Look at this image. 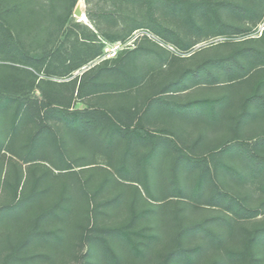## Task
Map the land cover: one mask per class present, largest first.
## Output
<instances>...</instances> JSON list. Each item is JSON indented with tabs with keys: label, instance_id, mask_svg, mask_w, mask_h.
I'll list each match as a JSON object with an SVG mask.
<instances>
[{
	"label": "trees",
	"instance_id": "trees-1",
	"mask_svg": "<svg viewBox=\"0 0 264 264\" xmlns=\"http://www.w3.org/2000/svg\"><path fill=\"white\" fill-rule=\"evenodd\" d=\"M77 1L0 0V111L13 105L8 141L6 145L0 141V149H6L24 163L42 162L43 176L49 179L43 189L38 188L35 180L14 201L0 207V264H34V260L47 258V253H32L31 245H58L63 241V234L42 224L67 219L75 209L80 218L79 240L102 247L104 264H117L109 237L125 241L137 250L133 236L143 233L131 228L132 222L97 226L96 213L102 205L97 201L98 196L112 183L141 184L149 194L150 170L160 177L159 182L170 184L166 192L169 197L198 200L204 191V204L223 211V214L205 215L204 219L188 225L183 224L186 216L177 214L184 228L178 229L177 245L160 264L174 261L193 264L191 252L198 248L184 247L182 241L202 232L206 242L219 245L240 224L229 215H238L240 219L259 215V207L247 208L218 187L216 177L224 174L238 180L250 176L264 178V133L242 131L240 124L232 123L226 126L225 141H216L222 134L204 135V143L194 137L191 146L183 147L172 137L145 130L144 112L155 103L167 105L164 97L201 86L211 89L246 77L255 68H263L264 29L259 36L249 35L252 30L249 23L256 25L262 19L264 0H252L250 5L235 0H84L88 6L86 15L95 24L96 31L79 21L69 25ZM109 3L110 9L105 10L103 5ZM142 5L146 6L145 13L139 10ZM218 5L230 6L231 12L240 15L244 23L218 21ZM163 6L176 15H183L184 25L198 34V39L188 40L186 35L164 31L152 16L154 8ZM95 9L100 11L99 18L109 22L113 29L100 26L93 13ZM197 18L204 23H198ZM140 28H151L160 40L188 55L172 52L141 36L133 48L87 67L102 52L98 35L121 43ZM222 34L233 37L240 34L241 39L192 50L200 41ZM139 49L143 51V62L136 58L129 60L128 56ZM209 49L211 52L193 60L196 54ZM171 65L175 66L173 70L160 72ZM83 69L80 74H74ZM156 73L155 80L151 79ZM255 87V93L243 99L241 113H251L252 104L264 100V91L260 93L259 86ZM36 91L40 98L35 95ZM76 101H88L87 106L77 108ZM175 107L177 112H184L182 104ZM28 123L33 129L22 140L19 138L21 126ZM19 140L23 143L17 144ZM230 145L235 148L228 151ZM201 147H204V156L196 153ZM234 160L243 165V170L228 164ZM86 168H92L91 177L102 171V180L94 186L88 180H78ZM193 171L197 175L187 193L180 185V173ZM165 174L169 175L168 179L163 177ZM260 187L264 190V180ZM135 189L138 192V187ZM185 205L194 207L190 203ZM222 225L227 226L225 233L218 229ZM243 235L241 248L226 250V260L214 264H264V224Z\"/></svg>",
	"mask_w": 264,
	"mask_h": 264
},
{
	"label": "rangeland",
	"instance_id": "rangeland-1",
	"mask_svg": "<svg viewBox=\"0 0 264 264\" xmlns=\"http://www.w3.org/2000/svg\"><path fill=\"white\" fill-rule=\"evenodd\" d=\"M210 1L221 2L223 0ZM235 1L246 5L253 3L252 0ZM109 5H111V3L103 5V8L108 10L111 7ZM76 6H79L82 16L76 15L73 11L69 25L71 22L79 21L80 23L85 24L96 31L95 24L89 20L86 15L88 6L86 5L85 1L78 0L75 7ZM139 10L142 13L147 11L145 5H142ZM93 13L96 17V20L101 23L100 26L106 30L113 29L109 22L104 21L103 18H99L100 11L98 9H95ZM152 13L153 18L157 19V21H159L164 27V31L168 30L169 33L171 31L178 35H186L185 38L188 40L197 38L196 35L198 34L189 30L188 27L184 25L183 15H176L167 10L165 6L154 8ZM217 16L219 18L218 21L223 20L231 24L242 25L244 23L243 21H245L240 15L231 12L230 6L228 7L224 5H218ZM145 17H147V15ZM196 21L198 23H204V20L200 18H197ZM249 25L252 27L249 35L259 36L264 29V15L262 19L256 23V25H252V23H249ZM140 29L147 30L151 34L155 33L151 28ZM133 32L130 35H133ZM238 39H241L240 34L235 37L224 34L221 36H211L197 43L192 50L196 51L200 47H206L217 42L234 41ZM128 40L126 42L121 41L120 43V41H109L102 35H98V43L102 45V52L100 56L93 60L91 64H88L87 67H90L105 59H112L122 53L125 49L133 48L141 41V39H138L127 44ZM219 47L227 48V46ZM211 50H205L196 54L193 57V60L202 58L204 54L211 52ZM142 54L143 51L141 49L136 50L128 56V59L131 60L136 58V60L138 59L139 62L142 63ZM181 55L186 56L188 53H182ZM187 61L188 63H191L192 60ZM173 65L166 68L165 70H160V72L166 73L169 69L173 70L175 68ZM85 69L77 70L74 72V74H80ZM157 75L158 73L153 74L151 79L155 80L154 78H156ZM258 81L262 83L258 84ZM254 84L255 86H259L258 90H260V93L264 91V67L261 69L255 68L246 77L234 79L233 81H228L220 85H215L211 89L201 86L197 90H188L187 92H184L185 94H178L200 95L201 92H203L204 97L208 98L204 99V102L199 101L196 103L183 105L184 113L189 114V116L186 115L187 118L185 120L189 124L192 122L196 123L204 121V128L210 127L211 129L209 131L211 132L225 133L226 131L224 130L223 126H232V123H238L241 125L242 131L246 130L247 132L253 131L254 133H264L263 99H257L260 101L252 104L251 107L253 109L251 110V113H248V111L246 113H241L242 110L239 109L242 108L243 99H245L247 96H250L256 90ZM205 94H207V96ZM35 95L40 98L38 91L35 92ZM12 106L13 105H10V107L7 109L0 111V141L3 145H6L9 137L10 119L13 109ZM155 106L156 103L153 104L151 108L154 109ZM75 107L84 108L85 106H83L80 101H76ZM203 109L204 112L202 111ZM221 126L222 129L220 128ZM32 129L33 126L29 123L21 126L19 138L26 140L25 137L29 135ZM220 136L222 137H216V141H225L227 139V137H224V134ZM197 137H199L200 142H204V136ZM172 138L175 139L176 144L183 147L191 146V142L194 139V137L181 136H172ZM21 143H23L21 140L17 142V144ZM234 148L235 146L230 145L227 150L230 151ZM143 150L144 149H142V151ZM196 153L198 155V152ZM77 154H79V152ZM224 159L228 160L229 158L225 157ZM41 163L42 162L39 164L24 163L17 157L12 156L9 152H7L6 149H0V207L3 204L14 201L24 189H29L35 180H38V188L43 189L49 184V179L43 176L44 168L40 166ZM228 164L230 166H240V171L243 170V167H241L243 165H241V163L239 164L237 160L232 161V163L229 162ZM76 169H79V167ZM111 171L113 172L112 168ZM91 172L92 168L84 169L82 172H80L78 180H81L82 182L88 180L91 186L99 183L104 176L102 171L96 173L93 177L90 176ZM154 174L155 172L150 170V177L147 183V188L150 192L149 194L141 184L136 183L137 186H133L131 184L112 183L106 192L98 196L97 201L102 203V205L99 206L98 212L96 213L97 226L106 227L120 224L123 225L125 223L132 222L131 228L143 233L141 235L133 236L136 242L137 250L131 248L125 241L109 237L108 243L110 249L112 250V255L118 259L117 264H160L163 258L177 245L175 237L178 229L184 228V225L204 219L205 215L223 214L221 208L207 206L204 204V191L203 195L201 198H198V200L192 197L187 199L180 197H169L166 192L170 184L159 182V180H161L160 177H156ZM196 175V171H193L189 174H185L183 172L180 173V185L187 193L191 191ZM165 179L168 178L166 177ZM263 180L264 178L255 179L251 178V176L245 180H238L236 178L230 179V177H225L224 174H218V178L216 177V185L218 187L233 195L243 206L247 208L256 209V207H259L260 212L257 217L251 219H240L238 215H229L240 224L234 226L236 232L234 231L232 236L225 235L224 241L219 245L206 242L204 235L201 234L202 232L182 241V246L184 247L189 249L196 247L198 248V250L196 249L191 252V255L194 259L193 264L220 263V261L226 258L224 257L226 250L241 248L244 240L243 234L246 231L252 230L257 226L264 224V205H262L264 203V190L260 187ZM135 187H138V192L136 191ZM185 203H190L194 207L190 208L186 206ZM177 214H184L186 216V219L183 222L184 225L178 222L176 218ZM79 219L78 211L75 209L67 219H56L47 221L46 223L44 222L42 227L60 230V233L63 234V241L58 245L33 243L30 247V251L32 253L48 254L47 258L43 260L40 259L38 261L34 260L33 263L104 264V257L101 253L102 247L95 245V243L92 241L82 242L79 240L77 236V234L80 232V229L77 227V223L80 222ZM218 227V229L224 231V233L228 230L226 225ZM87 232L93 233V231ZM147 235H151L153 238H149ZM259 254L261 255V253ZM171 264L184 263L174 261Z\"/></svg>",
	"mask_w": 264,
	"mask_h": 264
},
{
	"label": "crops",
	"instance_id": "crops-1",
	"mask_svg": "<svg viewBox=\"0 0 264 264\" xmlns=\"http://www.w3.org/2000/svg\"><path fill=\"white\" fill-rule=\"evenodd\" d=\"M184 93V92H183ZM181 93V94H183ZM185 94V93H184ZM204 93L201 92L200 95H173L164 97L167 104L165 106H158L156 105L155 108H150L145 111L142 108V111H145L144 114V121H143V128L149 132H152L155 135L161 136H181V137H197V136H204V135H217V134H226L219 133V132H211L209 131L211 128H204V121L202 122H192L188 123L185 119L189 114H185L177 112L176 104H192L196 102H204ZM88 101H80L83 106H87ZM109 104V103H107ZM204 112V109L202 110ZM140 112L138 117L140 116ZM187 115V116H186ZM204 115V113H203ZM186 116V117H185ZM204 120V119H203ZM180 122V123H179ZM187 123V124H186ZM222 129V126L220 127ZM224 130L227 127L223 126ZM204 143V142H203ZM197 150V149H196ZM204 156V147H201L200 150H197ZM167 162L169 159L166 160ZM163 177H169L168 174L163 175Z\"/></svg>",
	"mask_w": 264,
	"mask_h": 264
},
{
	"label": "built area",
	"instance_id": "built-area-1",
	"mask_svg": "<svg viewBox=\"0 0 264 264\" xmlns=\"http://www.w3.org/2000/svg\"><path fill=\"white\" fill-rule=\"evenodd\" d=\"M141 36H146L149 39H152L156 42H158L161 46L169 49L170 51H173L175 53H178V51L176 50V48L166 42H163L162 40H160L156 35L149 33V31L144 30V29H137L133 32V35H131L130 39L128 40L127 44L135 41L137 38L141 37Z\"/></svg>",
	"mask_w": 264,
	"mask_h": 264
},
{
	"label": "water",
	"instance_id": "water-1",
	"mask_svg": "<svg viewBox=\"0 0 264 264\" xmlns=\"http://www.w3.org/2000/svg\"><path fill=\"white\" fill-rule=\"evenodd\" d=\"M74 13L76 14V15H78V16H82V12L80 11V8H79V6H76L75 7V9H74Z\"/></svg>",
	"mask_w": 264,
	"mask_h": 264
}]
</instances>
